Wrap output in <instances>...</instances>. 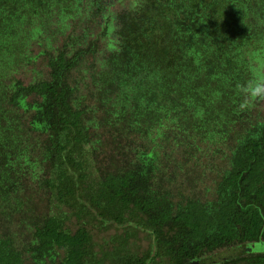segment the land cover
Instances as JSON below:
<instances>
[{
  "label": "trees",
  "instance_id": "16d2710c",
  "mask_svg": "<svg viewBox=\"0 0 264 264\" xmlns=\"http://www.w3.org/2000/svg\"><path fill=\"white\" fill-rule=\"evenodd\" d=\"M257 51L264 0H0V264H264Z\"/></svg>",
  "mask_w": 264,
  "mask_h": 264
},
{
  "label": "clouds",
  "instance_id": "9594fccd",
  "mask_svg": "<svg viewBox=\"0 0 264 264\" xmlns=\"http://www.w3.org/2000/svg\"><path fill=\"white\" fill-rule=\"evenodd\" d=\"M251 78L243 85L238 86V93L242 96L240 109L253 106L256 101H264V55L257 51L252 54L249 65Z\"/></svg>",
  "mask_w": 264,
  "mask_h": 264
},
{
  "label": "rangeland",
  "instance_id": "374dc122",
  "mask_svg": "<svg viewBox=\"0 0 264 264\" xmlns=\"http://www.w3.org/2000/svg\"><path fill=\"white\" fill-rule=\"evenodd\" d=\"M27 74L31 75L30 73L25 72V73L22 74V76H25ZM201 154L204 155V156H202V159H203V161H205L207 159V154H204V152H202ZM221 159H222V155H221V157H219V161L222 162ZM206 172H207V170H206ZM203 181H204L203 184L205 186H211L210 185V180H208L207 177H204ZM203 186H200L197 189V191L199 189L201 190V192L199 193L200 194L199 196L207 198V199L212 198L213 197L212 196V194H213L212 190L210 192L209 191L205 192L206 189ZM188 193H190V192H188ZM70 225H71L72 229L76 230L77 222H75V220L73 222H71ZM117 232H118V230L116 228H111L109 230H102V231H99V230L95 229V230H93V235L95 237L96 243L98 245H100L102 243L106 244V242H109L111 240V238L113 237V235L116 234ZM143 244L146 246L145 242ZM258 249H259L258 251H260V252L264 251V244L259 245ZM231 252H232L231 249L228 250V248H223V249L217 251V255H220V256H221V254L222 255H228V254H231Z\"/></svg>",
  "mask_w": 264,
  "mask_h": 264
},
{
  "label": "water",
  "instance_id": "95a60500",
  "mask_svg": "<svg viewBox=\"0 0 264 264\" xmlns=\"http://www.w3.org/2000/svg\"><path fill=\"white\" fill-rule=\"evenodd\" d=\"M196 264H199L198 262H196Z\"/></svg>",
  "mask_w": 264,
  "mask_h": 264
}]
</instances>
